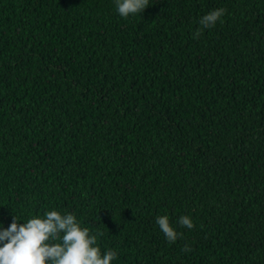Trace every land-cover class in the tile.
Instances as JSON below:
<instances>
[{
	"label": "trees",
	"instance_id": "trees-1",
	"mask_svg": "<svg viewBox=\"0 0 264 264\" xmlns=\"http://www.w3.org/2000/svg\"><path fill=\"white\" fill-rule=\"evenodd\" d=\"M52 208L111 264H264V0H0V223Z\"/></svg>",
	"mask_w": 264,
	"mask_h": 264
},
{
	"label": "clouds",
	"instance_id": "clouds-1",
	"mask_svg": "<svg viewBox=\"0 0 264 264\" xmlns=\"http://www.w3.org/2000/svg\"><path fill=\"white\" fill-rule=\"evenodd\" d=\"M120 17L140 14L149 5V0H114ZM226 9L214 8L203 14L198 24L207 29L221 20ZM201 27L193 32L199 36ZM22 221V222H21ZM155 222L168 242H175L181 235L168 215H159ZM191 229L189 215H180L176 221ZM103 233L91 232L84 227L71 211L56 208L45 210L42 215H32L21 220L15 213L7 227L0 223V264H111L118 257L114 248L101 250L98 243Z\"/></svg>",
	"mask_w": 264,
	"mask_h": 264
}]
</instances>
